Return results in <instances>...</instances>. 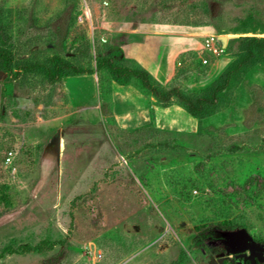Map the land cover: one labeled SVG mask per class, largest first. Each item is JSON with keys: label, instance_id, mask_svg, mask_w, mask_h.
I'll return each mask as SVG.
<instances>
[{"label": "rangeland", "instance_id": "obj_1", "mask_svg": "<svg viewBox=\"0 0 264 264\" xmlns=\"http://www.w3.org/2000/svg\"><path fill=\"white\" fill-rule=\"evenodd\" d=\"M148 30L187 43L152 81L168 100L98 68L138 69L115 43ZM208 33L229 40L204 63ZM259 35L264 0H0V264H234L235 232L264 242ZM61 59L97 69L67 77L76 104ZM220 85L196 114L181 98Z\"/></svg>", "mask_w": 264, "mask_h": 264}, {"label": "crops", "instance_id": "obj_2", "mask_svg": "<svg viewBox=\"0 0 264 264\" xmlns=\"http://www.w3.org/2000/svg\"><path fill=\"white\" fill-rule=\"evenodd\" d=\"M115 44L120 48L124 58L135 61L139 66L146 69L159 84H167L174 76L177 68V57L187 46L186 41H178L173 36L158 33L157 30L126 33L123 37H118ZM201 58H204L202 53ZM93 70L92 73L84 74L91 75L98 82L94 75L97 69ZM73 75L64 76V83L72 103L76 104L66 82L67 77Z\"/></svg>", "mask_w": 264, "mask_h": 264}, {"label": "trees", "instance_id": "obj_3", "mask_svg": "<svg viewBox=\"0 0 264 264\" xmlns=\"http://www.w3.org/2000/svg\"><path fill=\"white\" fill-rule=\"evenodd\" d=\"M245 40H246L245 48L247 51V57H246L247 59H251L255 57L256 51H258L262 56H264V36H260V35L259 36H247ZM3 54L4 53L0 52V59L2 58L4 63L10 66L11 57L7 55L3 58ZM97 60H98V68H101L104 65H108L113 68L115 74L118 77L127 76V75L136 76L140 78L142 82L144 83V85L147 88H149L152 91V93L159 99L168 100L170 98L171 92L169 91L167 93H163L156 85H154L152 81L154 80L158 85L159 83L153 78V76L146 69L142 68L141 66H139L138 69H134L130 67L123 68L118 65H115L114 62L110 60L109 58L103 57V59L102 58L100 59V57H98ZM61 63H62L61 65L62 69L68 72L69 73L68 75L94 72L93 69L79 68L75 64L67 62L65 59L64 60L61 59ZM28 66L29 65H27L26 67ZM223 88H224V85L218 86L215 89L211 97L191 98V97H186L182 95L181 98L187 104L188 110L191 113L196 114L198 111L203 109L204 104H214L216 101L217 93L221 91ZM234 264H239V263L234 262ZM259 264H264V262L259 263Z\"/></svg>", "mask_w": 264, "mask_h": 264}, {"label": "water", "instance_id": "obj_4", "mask_svg": "<svg viewBox=\"0 0 264 264\" xmlns=\"http://www.w3.org/2000/svg\"><path fill=\"white\" fill-rule=\"evenodd\" d=\"M222 37L225 41L229 40V36L227 35H223ZM234 234L237 244L235 248L237 257L242 256L244 258H249L251 264H258L257 258H259L260 261H264V242L256 241L252 235L246 231H237Z\"/></svg>", "mask_w": 264, "mask_h": 264}, {"label": "built area", "instance_id": "obj_5", "mask_svg": "<svg viewBox=\"0 0 264 264\" xmlns=\"http://www.w3.org/2000/svg\"><path fill=\"white\" fill-rule=\"evenodd\" d=\"M228 47V41H225L222 36L219 34H214V33H208L204 37V43H203V50H202V56L204 58L202 61L204 63H208L209 60L207 57H205V52H210L215 55H221L223 54ZM12 152L7 156V161L12 160Z\"/></svg>", "mask_w": 264, "mask_h": 264}, {"label": "flooded vegetation", "instance_id": "obj_6", "mask_svg": "<svg viewBox=\"0 0 264 264\" xmlns=\"http://www.w3.org/2000/svg\"><path fill=\"white\" fill-rule=\"evenodd\" d=\"M236 255H237V253H234L231 256L233 258L234 262L239 263V264H251V260L249 258H244L242 256L237 257ZM257 260H258V264L264 262V261H260L259 258H257Z\"/></svg>", "mask_w": 264, "mask_h": 264}]
</instances>
